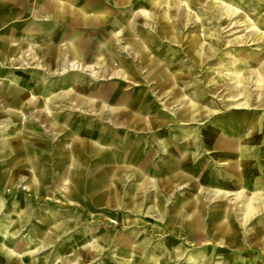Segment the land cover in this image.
Segmentation results:
<instances>
[{
    "label": "rangeland",
    "instance_id": "1",
    "mask_svg": "<svg viewBox=\"0 0 264 264\" xmlns=\"http://www.w3.org/2000/svg\"><path fill=\"white\" fill-rule=\"evenodd\" d=\"M262 140L264 0H0V264H264Z\"/></svg>",
    "mask_w": 264,
    "mask_h": 264
},
{
    "label": "crops",
    "instance_id": "2",
    "mask_svg": "<svg viewBox=\"0 0 264 264\" xmlns=\"http://www.w3.org/2000/svg\"><path fill=\"white\" fill-rule=\"evenodd\" d=\"M7 44V42H6V40H5V38H4V40H3V45H6ZM175 90V89H174ZM190 100L188 99V100H185V102L187 103V102H189ZM183 107H184V109L185 108H189V105L188 106H185V105H183ZM191 108H189L190 110L192 109V108H194L195 106L194 105H191L190 106ZM229 123H231V122H229ZM233 123V122H232ZM236 124H237V126L236 127H234V128H236V129H234V130H231V128L229 127V124H226V123H224V127H227L228 128V130H230V131H232L233 132V134H236V135H239L240 134V132H241V130L243 129V127L244 126H242V124L240 123V122H235ZM262 141H264V140H262ZM261 141L259 140V143H260Z\"/></svg>",
    "mask_w": 264,
    "mask_h": 264
}]
</instances>
